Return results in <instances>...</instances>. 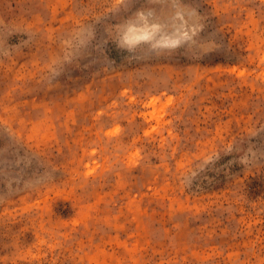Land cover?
Wrapping results in <instances>:
<instances>
[{
  "label": "rangeland",
  "instance_id": "1",
  "mask_svg": "<svg viewBox=\"0 0 264 264\" xmlns=\"http://www.w3.org/2000/svg\"><path fill=\"white\" fill-rule=\"evenodd\" d=\"M0 264H264V0H0Z\"/></svg>",
  "mask_w": 264,
  "mask_h": 264
}]
</instances>
